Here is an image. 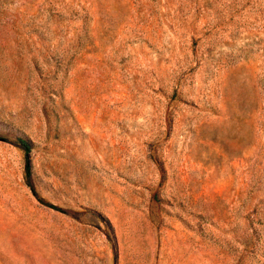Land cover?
<instances>
[{
    "label": "rangeland",
    "instance_id": "obj_1",
    "mask_svg": "<svg viewBox=\"0 0 264 264\" xmlns=\"http://www.w3.org/2000/svg\"><path fill=\"white\" fill-rule=\"evenodd\" d=\"M0 264H264V0H0Z\"/></svg>",
    "mask_w": 264,
    "mask_h": 264
},
{
    "label": "trees",
    "instance_id": "obj_2",
    "mask_svg": "<svg viewBox=\"0 0 264 264\" xmlns=\"http://www.w3.org/2000/svg\"><path fill=\"white\" fill-rule=\"evenodd\" d=\"M17 143L22 147V149H24V151L26 152V153H28L29 152V150H30V146H29V144L26 142V141H24V140H22V139H19L18 141H17ZM27 172H28V167H27ZM29 175V174H28ZM52 207V206H51Z\"/></svg>",
    "mask_w": 264,
    "mask_h": 264
}]
</instances>
